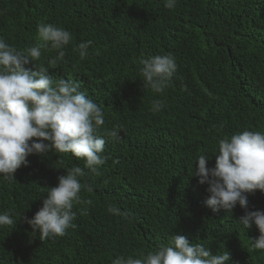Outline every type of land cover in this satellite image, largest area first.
I'll return each mask as SVG.
<instances>
[{
	"label": "trees",
	"instance_id": "trees-1",
	"mask_svg": "<svg viewBox=\"0 0 264 264\" xmlns=\"http://www.w3.org/2000/svg\"><path fill=\"white\" fill-rule=\"evenodd\" d=\"M40 23L73 39L54 69L55 50L42 49L36 63L57 80L79 82L104 111L101 135L115 128L120 138L104 136L98 174L83 158L50 149L29 155L14 180L0 175V213L15 221L0 227V264H112L173 235L213 254L229 251L228 264H264V250L251 247L258 229L238 221L245 210L213 213L208 185L194 176L200 155L215 166L219 140L264 131V0H176L173 9L165 0H0V37L18 50L35 46ZM87 41L81 59L74 49ZM168 53L178 69L164 92L143 87L141 61ZM156 99L165 107L154 114ZM73 166L85 172L80 195L91 204H74L76 227L65 236L40 240L21 216L32 218ZM248 210L264 211V193L248 195Z\"/></svg>",
	"mask_w": 264,
	"mask_h": 264
},
{
	"label": "clouds",
	"instance_id": "clouds-1",
	"mask_svg": "<svg viewBox=\"0 0 264 264\" xmlns=\"http://www.w3.org/2000/svg\"><path fill=\"white\" fill-rule=\"evenodd\" d=\"M176 0H165V7L173 9ZM72 33L53 24L37 26L35 46L18 50L0 37V175L14 180L21 166H28L31 154H45L50 149L57 153H71L83 158L85 167L98 174L107 157L103 155L106 139H119L121 130L112 129L102 136L104 111L92 100L81 84L72 79L65 80L49 74V68L38 65L42 49L55 50L57 55L49 60L51 68L64 60L65 46L72 41ZM91 41L77 46L79 56L84 59ZM32 63L33 68L26 66ZM140 75L143 87L155 93H163L178 65L171 54L155 55L141 61ZM36 69V70H33ZM165 107L162 100L152 101L151 111L155 114ZM215 166L208 167V159L200 155L195 177L198 183L207 184L210 194L205 205L213 213L224 210L231 212L237 204L244 209L239 223L250 229L256 226L260 235L251 247L264 250V211L248 210V195L257 190L264 193V131L244 130L230 138L219 140ZM58 177V184L49 187L42 207L32 218L22 214L26 222L40 236V240L63 237L67 230L75 228L77 213L74 204H91L82 199L80 178L85 175L80 166L65 170ZM88 191H92L88 187ZM108 212L123 215L117 207L109 205ZM15 223L9 212L0 213V227ZM229 251L213 254L202 243H193L184 235H173L167 245H162L146 255L127 257L121 255L112 264H228Z\"/></svg>",
	"mask_w": 264,
	"mask_h": 264
}]
</instances>
